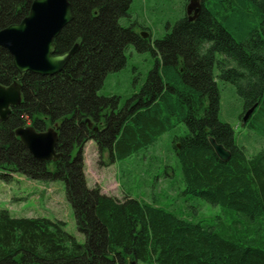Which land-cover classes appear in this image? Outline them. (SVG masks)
Segmentation results:
<instances>
[{
    "label": "trees",
    "instance_id": "obj_1",
    "mask_svg": "<svg viewBox=\"0 0 264 264\" xmlns=\"http://www.w3.org/2000/svg\"><path fill=\"white\" fill-rule=\"evenodd\" d=\"M68 1L73 19L61 31L58 49L74 44L78 49L62 71L20 76L0 48V81L21 84L23 98L0 120V178L21 174L65 181L84 242L59 220L15 218L0 210V264H126L127 258L145 264H264V240L256 237L264 232L259 223L264 219V149L249 155L219 120L216 83L235 87L246 113L242 127L264 141V0H200L197 20H180L161 39V75H149L135 107L109 114L100 137L89 133L86 121L99 119L115 104L98 91L110 72L123 68L122 53L136 38L119 25L128 0ZM31 2L0 0V30L25 18ZM26 119L40 130L59 122L61 159L32 158L14 134ZM179 125L181 134L174 133L171 147L184 193L220 206L243 224L236 221L230 229L201 225L155 203L86 189L82 165L69 160L71 148L81 150L89 140L109 149L111 160H121ZM210 138L229 151L227 161L218 159Z\"/></svg>",
    "mask_w": 264,
    "mask_h": 264
},
{
    "label": "rangeland",
    "instance_id": "obj_2",
    "mask_svg": "<svg viewBox=\"0 0 264 264\" xmlns=\"http://www.w3.org/2000/svg\"><path fill=\"white\" fill-rule=\"evenodd\" d=\"M184 1L156 2L154 9L157 15L148 24L144 21L152 28L155 38L161 36L166 22L170 23L176 19V15L182 11ZM144 4L146 0L132 1V11L140 20L148 17L142 10ZM125 55L127 56L125 67L110 72L105 77L98 91L99 97L128 95L134 72L141 74L137 81H133L137 90H140L142 80L153 68L154 59L149 53H141L138 56L131 48H127ZM216 83L220 95L219 120L231 127L249 155L264 149V141L255 138L258 133L253 129L247 130L242 127L245 114L242 113L235 87L218 79ZM178 128L181 129L183 126L179 125L173 128L174 131L157 136L152 146L141 151L137 150V153H132L121 160H111L106 150L99 151L100 149L91 142L81 150L73 149L69 160L78 161L82 165L80 175L86 189H98L102 194L118 200H123L124 196L129 195L138 201L155 203L178 217H184L201 225H222L230 229L236 221L243 224L245 221L242 218L225 215L220 206L211 205L201 198L184 193L181 169L171 147L174 133L181 134L177 132ZM143 157L145 159L142 160ZM49 168L54 169L52 165H49ZM10 175L9 180L0 178V210H7L15 218L42 217L59 220L64 223L65 230L73 235L77 242L81 244L84 242L83 235L75 226L72 207L66 197L65 181L59 178L38 180L21 174ZM259 223L260 229H263L264 219ZM252 234L256 235L254 229ZM256 237L263 241L264 232Z\"/></svg>",
    "mask_w": 264,
    "mask_h": 264
},
{
    "label": "water",
    "instance_id": "obj_3",
    "mask_svg": "<svg viewBox=\"0 0 264 264\" xmlns=\"http://www.w3.org/2000/svg\"><path fill=\"white\" fill-rule=\"evenodd\" d=\"M199 0H189L187 13H198ZM72 20L71 6L67 0H35L28 16L19 24L0 30V47L6 50L13 60V67L22 76L31 73L39 76H53L63 70L71 56L77 51L75 44L62 55L55 54L53 39ZM21 84L14 83L8 88L0 86V119L4 120L10 109L21 104ZM23 147L39 162L57 161L62 155L56 153L59 135L53 129L35 132L33 126L18 128L15 131ZM209 143L222 162L230 158V153L213 138ZM127 264H134L127 258Z\"/></svg>",
    "mask_w": 264,
    "mask_h": 264
},
{
    "label": "flooded vegetation",
    "instance_id": "obj_4",
    "mask_svg": "<svg viewBox=\"0 0 264 264\" xmlns=\"http://www.w3.org/2000/svg\"><path fill=\"white\" fill-rule=\"evenodd\" d=\"M34 1L35 0H32L31 4L29 6V11H30V7H31V5H32V3ZM132 1L133 0H128L127 6H126V9H125L126 11H125L123 17L119 19V25L124 30H130L131 33L136 37L135 40H133V42L127 44V46L125 48V52H126L127 48H131V49H133L136 52V54L138 56L141 55V53H149L151 55V57H153V59H154V65H153V68L148 72L147 77L142 80V84L140 86V90H137V88L133 84V81H137V79L139 78V75H141V74H138V72H134L133 75H132L131 91L128 93V95H126L125 97H122V96H109V97H107V98L115 99V104H113V105L111 104L108 107H106L104 109V111H103L105 113L101 114L99 119H95V118L91 119L90 118V120L86 121L87 124H88L87 127L89 129V133L90 134H95L96 137L97 136L100 137V134L106 128L107 118L109 117L110 113H116L118 111H122L123 109H125V110L129 109L130 110L133 107H135L136 103L139 100L141 89H142L143 86H145L147 84V81L149 79V75L152 72L156 71L157 74L161 75L160 74V69L162 68V65H163L161 51L159 49L160 48V44L159 43L161 42V39H163L167 35H169V33L172 31V29L175 26V24L178 23L180 20L186 19L187 22H193V21L197 20V18L201 14V9H200V11L198 13H194V11H192L191 13L188 14L187 11H186V6L189 3V0H185L183 2L182 11L176 15V19L173 22H170V23L166 22L164 27H163L164 30H163L161 36L158 37V38H155L153 36L152 28L150 26L146 25V23L144 21H146L147 24H148V22L152 21V18L155 15H157V12L154 9V6L157 4L156 3L157 1L158 2L159 1L160 2H168V0H146V4H144V6L142 7V10H143V12L145 14H147L148 17H147V19H142L143 21L140 20L133 13L132 8H131ZM67 2L69 3L68 0H67ZM28 14H29V12H28ZM71 14H72V9H71ZM72 19H73V17H72ZM20 22L15 23V24H19ZM12 25H14V24H12ZM4 28H6V27H4ZM62 30L63 29H61V31ZM61 31H60V33H61ZM60 33L58 34V36H56L53 39V43L55 45V54L54 55H62L64 53L70 51V50L59 51L58 45L60 43V37H59ZM125 52L122 53L123 54V58H124L123 68L125 67V64H126V61H127V56L125 55ZM12 63H13V60H12ZM14 83H18V82H13L11 84L10 83L7 84V83H2L0 81V86L6 89V88H8L9 86H11ZM134 83H136V82H134ZM150 85H151V83H150ZM163 88H165V87H163ZM21 100H23L22 95H21ZM11 109H10V113H11ZM9 114L6 115V118H7V116ZM0 120H2V119H0ZM30 126H33V125H31V122L28 119H26V123H25L24 126H22V128H26V127H30ZM33 128H34V126H33ZM47 129H53L59 135V122L54 123L53 126L44 127V129H42V130L34 128L35 132H37V133L45 132ZM176 137L178 138V137H180V135H177ZM93 141L96 144H98L97 141H95V140H93ZM57 144H58V142H57ZM98 148L100 149L99 151H101L102 148H101L100 145L98 146ZM71 151H72V148H71ZM56 153H58L57 152V145H56ZM107 154H108V157H109L110 156L109 149L107 150ZM61 158H62V156L59 159H61ZM57 161H55V162H57ZM50 162H52V161H50Z\"/></svg>",
    "mask_w": 264,
    "mask_h": 264
},
{
    "label": "bare ground",
    "instance_id": "obj_5",
    "mask_svg": "<svg viewBox=\"0 0 264 264\" xmlns=\"http://www.w3.org/2000/svg\"><path fill=\"white\" fill-rule=\"evenodd\" d=\"M134 264H137L136 262L133 261ZM127 264V263H126Z\"/></svg>",
    "mask_w": 264,
    "mask_h": 264
}]
</instances>
